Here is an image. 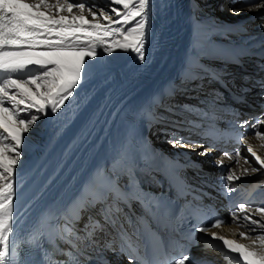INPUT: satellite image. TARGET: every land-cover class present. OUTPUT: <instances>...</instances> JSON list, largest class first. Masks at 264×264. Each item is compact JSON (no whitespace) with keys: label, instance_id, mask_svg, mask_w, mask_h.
I'll return each instance as SVG.
<instances>
[{"label":"bare ground","instance_id":"bare-ground-1","mask_svg":"<svg viewBox=\"0 0 264 264\" xmlns=\"http://www.w3.org/2000/svg\"><path fill=\"white\" fill-rule=\"evenodd\" d=\"M49 2L54 3L55 0ZM69 2L85 3L86 7L95 5L94 10L103 8L105 11L109 10L110 4V0ZM255 3L264 4V0H154L151 40L146 48V62L141 65L136 55L131 52L102 57L104 70L94 68L78 95L66 102V107L59 115L49 113L47 118L37 122L30 133V142L24 149L23 161L14 169L16 197L13 206V231L9 233V238L14 244L13 264H27V251H41L40 248L47 244V239L52 238L55 224L64 222L61 217L64 208L78 197L86 173L91 168L97 169V163L105 154V147L114 137L118 127L122 125L130 131L139 116L147 118L149 114L156 113L155 115L161 117L165 123L181 121L197 128L213 126L224 135H244L237 147L241 153L239 163L235 159L237 149L233 155L228 154L227 158L219 156V159L224 165H230L228 169H233L236 175H239L242 168L250 170L251 167H259L247 153L242 141L247 138L256 154L264 157V141L255 135L257 130L264 133V125L255 129L253 126L239 127L241 120L252 115L247 111L246 115H242L230 128H226L222 120H219L221 125H214L213 118L225 116L219 107L214 105L215 102L219 105L223 102H214L211 95H206L208 89H214L216 82L208 85L205 94L192 93L195 98L182 95L174 97L189 98L192 101L183 105V110L187 109L184 111L186 115L179 116L182 118L179 120H172L174 118L171 116L176 115L165 111L166 98L160 100L156 91L176 83H187L191 79L189 71L192 66H195L196 70L207 66L208 71L221 77V82L217 84L225 83L234 72L248 76V79L250 76L259 78L260 69L264 68V8L255 9ZM235 10H239V15L232 14ZM85 15L92 19L87 12ZM203 57L207 59H202ZM228 57L245 60L247 63L239 66L232 62L229 65L230 62L226 60ZM32 70L35 71V68ZM217 87L222 89L221 85ZM181 88L186 90L188 87L183 85ZM257 93L250 94V98L257 97L264 104V97L260 99ZM219 94L217 92V96ZM158 104L161 107H157ZM171 106L168 105V108ZM259 120H264V111ZM145 124L148 128H155L149 120ZM156 129L157 132L148 135L149 141L156 145V149L186 161L191 159L189 155L195 154L193 157L198 162L203 159V171L199 175L204 182L219 184L226 177L228 169L223 172L216 171L218 168L210 166L211 158L200 154L208 150L207 144H186L200 139V133L181 132L167 125L156 126ZM250 130L251 135L247 133ZM129 136L130 133L127 138ZM176 138H183V143L174 148L172 143H175ZM183 151L186 153L182 154ZM229 156L233 159H229ZM245 158L249 164L245 163ZM106 169L119 174L120 171H125L126 164L116 158L107 163ZM193 170L195 168L190 167L186 171L188 179H193L192 175L197 171ZM143 171L149 173L146 169ZM250 182L258 183V189L264 191V171L245 176L230 185L225 180V185L230 192H237ZM260 206L264 207V204ZM82 216L86 219L85 213H82ZM69 223L71 227L79 229L78 223ZM62 231L66 234L65 226ZM211 231L232 239L237 244L250 243L249 229L244 226L242 218L233 223L232 217L228 216L224 224ZM240 233L245 235L241 236ZM261 234L264 232L259 230L251 233L252 236ZM111 238L112 236L102 237L110 241V247ZM70 239L83 251L79 241H74L71 237ZM209 239H212L210 234L205 233L202 238H197L190 253L198 254L200 250L197 252V249ZM87 254L97 258L95 252ZM99 255L102 261L108 257L113 260H109L111 263L123 264L115 259L107 248ZM202 255L213 264H241L239 256L229 259L211 249L202 250Z\"/></svg>","mask_w":264,"mask_h":264},{"label":"snow or ice","instance_id":"snow-or-ice-1","mask_svg":"<svg viewBox=\"0 0 264 264\" xmlns=\"http://www.w3.org/2000/svg\"><path fill=\"white\" fill-rule=\"evenodd\" d=\"M153 7L154 0H110L108 11L103 8L94 10L95 5L86 7L85 3H70L69 0H55L54 3L49 0H0V264H13L14 244L9 233L13 231L16 197L14 169L23 161L30 133L37 122L47 118L49 113L59 115L63 111L66 102L78 95L94 68L104 70L102 57L131 52L141 65L146 62ZM254 8H264V4L255 3ZM86 12L92 19H88ZM232 14L239 15V10ZM260 70L264 71V68ZM213 82L220 83L221 77L208 71L205 66L192 71L191 79L187 81L190 87L186 90L194 95L205 94L208 85ZM255 83L264 94V78ZM221 86L228 88L227 83ZM217 92V89H208L206 95H211L215 102L223 95L220 93L217 96ZM167 111L176 114L175 106L169 107ZM181 123L174 121V126L178 127ZM250 123V120H245L239 127L247 128ZM260 125H264V120L257 121L253 128ZM255 135L264 141V133L257 130ZM182 143L183 138H176L172 147ZM242 144L259 167H251L250 170L242 168L239 175L233 169H228L223 179L229 185L245 176L264 171V157L256 154L247 138ZM134 148V145H128L124 151L125 156L132 155ZM200 154L209 153L205 150ZM240 156L237 149V163ZM229 159L233 157L229 156ZM245 163H250L247 158ZM216 166L225 167L222 161L217 162ZM98 175L100 170L91 175L78 194L76 215L86 213V219L80 216V219H84L82 227L77 229L67 223H78L76 216L67 211L61 214L66 221V234L74 241H79L83 251L74 242L72 247L81 255L97 253V264L101 259L99 254L106 248L115 252V248H110V241L102 237L115 235L123 240L131 229L139 233L137 241L144 239L148 243L146 232L141 231L144 220L154 223L159 213L165 210L153 201L147 208L142 205L143 215L137 216L131 207L133 198L129 195L130 189L119 184V174L104 171L99 182ZM229 215L233 223L243 219L244 226L249 229V244H237L232 239L217 235L208 227L196 231L210 234L212 239L219 240L227 251L239 256L241 264H264V234L251 235L257 230L264 232V207L253 209L240 203ZM223 222L218 218L211 228H217ZM151 250L159 253L162 246L152 244ZM60 254L68 256L69 261L57 260L52 264H70L72 253L61 250ZM86 259L91 261L92 257L86 255ZM172 264H192V257L185 254Z\"/></svg>","mask_w":264,"mask_h":264},{"label":"rangeland","instance_id":"rangeland-1","mask_svg":"<svg viewBox=\"0 0 264 264\" xmlns=\"http://www.w3.org/2000/svg\"><path fill=\"white\" fill-rule=\"evenodd\" d=\"M235 2H238V1H235ZM234 4V3H233ZM200 14V13H199ZM175 93H182L183 95H188V93L187 92H185V91H181V90H175ZM175 96V95H174ZM174 96H172L171 98H170V101L168 102L170 105H175V107L177 108V109H181V108H183L181 105L183 104V102H188L189 100H187V99H184V98H180V99H177V100H175L174 99ZM172 113V112H171ZM173 114V113H172ZM182 113L179 111V110H176V114L175 115H177V116H180Z\"/></svg>","mask_w":264,"mask_h":264}]
</instances>
